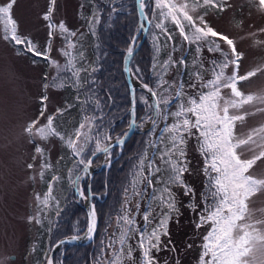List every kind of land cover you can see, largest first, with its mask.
<instances>
[{"label": "snow or ice", "instance_id": "1", "mask_svg": "<svg viewBox=\"0 0 264 264\" xmlns=\"http://www.w3.org/2000/svg\"><path fill=\"white\" fill-rule=\"evenodd\" d=\"M51 2L54 4L55 0H51ZM153 2L155 5L153 13H158L160 17V22L155 24V28L161 31L166 40L173 39L172 33L169 32L165 23L170 21L185 41L198 45L197 51H199L201 42H207L208 51L221 52L224 61L221 64L212 62L214 65L212 79L201 82L200 74H193L196 79L189 84V87L196 89L197 95L187 96L186 102L183 99L185 93L182 82L178 85L175 97L167 95L169 89L176 83L165 79L169 68L177 64V61L171 57L160 66L155 89L147 83L141 85L152 97V103L149 105L152 115L149 119L152 122L154 139L148 142L147 147H151L154 151L149 157L146 147L144 154L140 157L136 166L137 171L134 173L130 185L131 194L128 195V190H126L123 214L116 219L118 235L114 234V238H110L108 243L104 244L101 255L105 249L110 250L112 259L108 261V264H123L125 258L131 259L133 256V248L128 244V241L135 236L137 237L136 246L141 253L140 264H159L153 251L160 252L162 249H166L168 244H171L170 239L168 244H165L163 238L170 237L168 224L172 214L178 213L173 186H180L186 196L193 193L190 186L184 182L183 175L188 171L184 150L187 143L186 138L194 136L199 142V151L204 157V172L207 177L206 187L208 189L204 196V205L198 213L197 227H202L205 224L210 225L207 234L203 237L199 264H257L258 258L255 255L257 251L261 253L259 264H264V233L257 227L264 225V221H251L247 203L249 197L264 188V179H257L248 174L255 162L264 157V151H260L259 155L252 159H241L236 151L240 145L255 143L254 136L264 140V126L254 129L247 140H236L234 136L235 121L244 117L230 114V109H238L253 101L264 103V97L245 95L237 87L238 82L255 76L260 69L249 71L245 75H238L239 60L242 54L237 53L234 41L212 28L205 16L194 18L193 15H190L189 0H184L183 3H177L176 0H153ZM14 3L15 0H9L7 4L0 5L3 38L15 45L23 46L27 52L35 56L50 60L52 30L57 25L49 24V44L44 52L39 51L30 38L18 34V24L11 16ZM258 5L264 11V0H258ZM226 6L227 0H203L202 5L199 0H195L193 8L204 7L224 11ZM145 7L146 0H139L140 10L143 11ZM51 14L52 8L44 15V19L50 21ZM145 18L147 19V16ZM148 23L150 24L151 21L149 20ZM58 28L66 41L65 47L61 49V54L66 58L62 70L69 73L74 79L76 87H79L80 73L86 72L87 69L76 66L77 55L79 59H83V53L75 52L76 43L71 39L76 33L70 32L63 22L58 25ZM216 38L223 40L230 47L231 59L220 48ZM154 39L156 38L154 37ZM132 51V47H129V55ZM51 63L56 66L58 72L61 70V65L57 61L51 60ZM179 63H184L183 59ZM229 64L234 65V71L230 76H226L224 69ZM137 71L139 70L137 69ZM47 87L48 85H45V88ZM223 88L231 90V98H225L222 95L221 89ZM203 89H207V91H203ZM173 99L181 100V102L175 111H170ZM47 100V96L41 97L42 103ZM147 102L145 98V103ZM45 110L46 105L42 107L39 113L40 117L45 116ZM62 111V109H57V113ZM161 116L165 124L160 129L159 135H155L157 121ZM169 117L173 120L171 124L167 123ZM46 120V124L39 126H37L39 119L33 120L25 131L30 135H39L42 139H47L49 136L65 139L53 127L54 116H47ZM95 121L94 116H85L79 126L66 139L67 147L72 150L78 165L83 166L85 173L91 164L90 159L83 158L88 145L95 142L93 155L101 150L107 152V147L101 149V141L102 139H111V137L102 136ZM131 126L130 124L129 127ZM117 142L120 143L122 140ZM35 150L37 153H43V149L39 146ZM28 167L31 168L32 165L30 164ZM50 167L49 164L42 165V168ZM58 179L59 177H53L54 181ZM79 179L80 177L77 176L71 181L72 184L77 185ZM149 188L152 189V193L148 196V202L143 212L144 223L141 227L136 221V215L140 212V201L144 199ZM51 193L52 184L49 183L48 192L42 201L43 204L47 205ZM80 195L83 196V192H80ZM133 198L137 200L134 206L135 212H133V208L128 207ZM37 199L40 200L39 195H37ZM153 203L160 208L158 218L153 217ZM189 207L196 211L194 203H190ZM91 215L93 219L89 223L87 231L89 238L95 231L94 212ZM33 219L39 223V214L37 217H29L30 221ZM154 221L155 226L150 228L149 226ZM257 244L260 245L259 249H257ZM48 264H53L51 259L48 260Z\"/></svg>", "mask_w": 264, "mask_h": 264}, {"label": "rangeland", "instance_id": "2", "mask_svg": "<svg viewBox=\"0 0 264 264\" xmlns=\"http://www.w3.org/2000/svg\"><path fill=\"white\" fill-rule=\"evenodd\" d=\"M7 1L0 0V3ZM176 2L183 3L184 0H176ZM194 3L195 0H189V14L194 18L205 16L217 32L228 36L234 41L235 48L241 50L238 74L245 75L249 71L260 69L255 76L239 82L238 89L246 95L264 97V11L259 8L258 0H227L224 11L204 7L193 8ZM199 3L202 5L203 0H199ZM50 6L52 8L50 20L57 27L52 30L49 54L52 60L57 61L62 68L64 56L61 54V49L64 40L58 25L63 22L64 25L77 29L76 32H81L85 28L79 16L80 0H55L54 4L51 0H15L12 13L18 21L19 31L36 39L40 48L46 49L50 21L45 20L44 15L49 11ZM108 14L111 15V12ZM220 41L222 46L231 52L227 43ZM214 54L217 55V53L206 51L207 58ZM137 69L140 70L141 66ZM137 69L132 71L138 79L137 75H140V72ZM233 71L234 65L229 64L225 75L230 76ZM57 73L56 66L51 62L36 63L27 54L18 53L14 46L3 38L0 23V264H33L34 261V242L37 237L38 223L35 219L30 221L29 217H37L39 210L37 195L38 192L43 191L40 177L42 153H37L35 149L37 146L43 150L47 149L52 160L60 162L62 145L54 136L46 141L39 135H30L25 129L33 120L39 119L37 125L39 126L47 123V116L57 114L58 106L62 105L66 97L64 89L52 85V80ZM173 74L174 71L169 77L172 78ZM142 84L140 80L137 82V91L139 100L145 104V98L147 99L151 94L141 86ZM45 85L48 87L45 88ZM221 92L225 98H231L230 89L223 88ZM42 96H47L48 100L42 103ZM44 105H46L45 116L40 117L39 113ZM230 114L244 117L236 121L235 138L238 140H247L254 129L264 126V103L259 101L244 104L238 109H230ZM103 115L105 118V113H95V118L99 119ZM126 116L128 117L124 114L123 118L119 117L122 118L123 127L121 128H124L122 133L121 131L109 132L119 119L114 118L111 119L113 122L105 136L111 137L110 140L120 138L129 124L130 118ZM149 117L143 114L138 118L137 128L149 127L151 124ZM253 139L255 143L250 142L239 146L238 155L241 159H252L259 155L260 151H264V140L258 136H254ZM102 145L103 141H101ZM198 146L196 137H188L190 161L185 179L193 193L186 196L180 186L175 188L178 213H175L171 221L170 237L163 238L165 244H168L169 239L171 244H168L166 249L156 252L159 264H196L202 250L203 237L210 226L205 224L197 227L198 213L204 205L206 176L204 160ZM112 155L113 152L110 150L104 160L111 159ZM102 157L100 155L94 161L96 167L103 161ZM30 164L31 168L28 167ZM249 173L257 179H264V157L255 162L249 169ZM80 179L76 188L83 191ZM84 179L85 182L86 178ZM87 180L89 183V177ZM40 195L43 196L42 193ZM80 198L84 203L85 196L80 195ZM190 203L196 205V211L189 207ZM247 203L251 221H264V188L249 197ZM77 215L80 216L76 217L71 225L73 234L83 232L87 226L85 215L81 212ZM116 219L114 217L105 225L107 229L105 237H101L102 248L110 238L114 237V234H117ZM97 220L98 231L100 225L98 217ZM257 227L264 233V225ZM259 248L260 245L257 244V249ZM110 254V250H104L103 258H101L103 264ZM255 255L259 264L260 251H257Z\"/></svg>", "mask_w": 264, "mask_h": 264}, {"label": "trees", "instance_id": "3", "mask_svg": "<svg viewBox=\"0 0 264 264\" xmlns=\"http://www.w3.org/2000/svg\"><path fill=\"white\" fill-rule=\"evenodd\" d=\"M8 2L9 0L0 3V5H5ZM154 8L155 5L153 0H146L145 9L149 15L151 23L149 24L142 46L134 54L131 60V68L136 70L141 66V69L139 70L140 75H137L138 79L142 83H147L155 89L160 66L164 61L171 57L173 60L177 61V64L169 68L165 79L169 82L175 81L176 83L169 89L167 95L175 97L178 85L182 82L184 85L183 91L185 93L183 99L186 102L187 96L197 95L196 89L189 87V84L196 79L193 74L199 73L200 77H202L201 82L212 79L214 68L212 62L215 61L217 64H221L224 61V56L221 52H212L217 53V55L214 54L207 58L206 51H208V43L201 42L199 45V51H197L198 45L185 41L170 21L165 23L169 32L172 33L173 39L166 40L161 31L155 28V24L160 22V17L158 13H153ZM108 12H111V15H109ZM11 16L18 24L17 19L12 13V9ZM79 16L85 25V28L81 32H76L77 29L65 26L70 32L76 33V35L71 38L76 43L75 52L77 54L83 53L82 60L79 59V56L77 55L76 66L78 68L87 69V71L80 73V86L76 87L75 81L70 74L62 70L63 65L66 62V58L64 57L61 70L54 76L55 79L52 80L53 86L66 91V97L62 105L58 106V109H62L63 111L52 115L54 116L53 127H55L65 139L62 140L59 137L54 136L59 139L62 145L60 162L52 160L47 149L43 150L42 153V165L49 164L51 167L42 168L41 166L40 177L43 191L38 192L40 197L38 202L40 222L38 223L37 237L34 242L35 256L33 264H46L52 246L61 237L73 234L71 233V225L74 223V219L80 216L77 215L78 213H83L88 221L87 211L82 203L83 200H81L79 194L76 192V185H73L71 182L76 179L77 176L82 174L83 166L78 165L77 158L74 157L72 150L67 147V137L73 133L74 129L79 126L85 116L95 117V113L98 112H103V114L105 113L106 115L105 118L103 115L95 121L102 136L107 134V130L113 122L111 119L119 117L123 118L124 114L128 115L130 118L131 96L123 64L126 50L134 34L138 30L139 15L136 0H80ZM50 23L54 24L51 20ZM1 25L4 36L3 24L1 23ZM210 26L214 28L212 25ZM18 34L30 38L39 51L44 52L46 50L40 48L36 39L21 33L19 31V24ZM80 37L81 40H79ZM154 37L156 39H154ZM63 40L64 45L62 46V49L66 45L64 38ZM216 40L223 52L227 53L231 59V52L222 46L219 38H216ZM9 43L14 46L18 53L27 54L33 62L37 63L45 61L49 64L52 60L50 54V60L44 59L27 52L23 46L15 45L11 41H9ZM48 44L49 39L47 41V46ZM236 51L237 53L242 54L241 50L236 49ZM181 59H183L184 63H179ZM226 70L227 68L224 69V73ZM173 71L174 74L172 78H170L169 75H171ZM203 91H207V89H203ZM136 98L137 120L143 114L145 116H151L152 112L149 105L152 103V97H147L148 102L145 104L142 103L139 100V94L136 88ZM180 102L181 100L173 99L169 110L175 111ZM128 117L126 116V118ZM103 118L104 121L102 122L101 120ZM122 118L118 119L115 126L113 128L111 127L112 129H109V132L121 131L122 133V129H124L121 128V126L123 127L121 122ZM172 122V118L169 117L167 123L171 124ZM164 124L165 121L161 116L157 121L155 135H159L160 129L164 127ZM126 131L127 130H125V132ZM51 137L52 136H49L47 139L43 140L47 141ZM152 139H154V136L152 135L151 124L149 127L136 130L126 141L122 149L117 145L111 149L113 152V155L111 156V164H104L101 169L96 170L91 181L93 202L95 203L97 210L96 216L100 223L98 231L96 229L95 238L92 242L86 244L65 242L54 255L55 264H103L101 259L103 258V255H101V237L103 236L104 238L106 235L107 226L105 227V225L107 222H111L114 217L117 218L123 214L126 190H128L127 194L130 195V185L133 175L137 171L136 166L139 163L140 157L144 154L148 142ZM186 139L187 143L184 146V150L186 152L187 166L189 168L190 158L188 154V138ZM102 141V146L106 145L108 142L103 139ZM199 147L200 145L198 146V150ZM238 148L236 150L237 154ZM94 151L95 142L93 141L88 145L83 158L87 160ZM153 151L154 150L151 147H147V154L149 157H151ZM98 158L99 157L96 159ZM202 158L204 160L203 155ZM157 162H159L158 159ZM185 174L186 172L183 175V180L190 186L185 179ZM53 177H59V179L54 181ZM85 178L86 181L84 182L85 179H83L81 184L84 195L88 194L89 188L88 177ZM49 183L52 184V193L47 205H45L42 201L45 194L48 192ZM206 184L207 177L205 176L203 197L208 192ZM157 187H159V185H157ZM176 187L178 186H173V192L175 193L178 208L177 195L175 192ZM41 193L43 196L40 195ZM151 193L152 189L149 188L144 199L140 201L141 207L139 214L136 215V221L141 227H143L144 223L143 212L148 202V196L151 195ZM136 202V198H133L128 207L132 208ZM153 208V217L158 218L160 208L157 207L155 203H153ZM174 215L175 213L171 216L168 230ZM153 226H155V221L149 227L151 228ZM209 228L210 226L208 227V230ZM116 231L118 235V228H116ZM136 239L137 237L134 236L128 241V244L133 248V256L131 259L125 258L123 264H140L141 253L136 246ZM153 255L158 261L155 251H153ZM199 257L196 264H199ZM110 259H112L111 254L104 264H108Z\"/></svg>", "mask_w": 264, "mask_h": 264}, {"label": "water", "instance_id": "4", "mask_svg": "<svg viewBox=\"0 0 264 264\" xmlns=\"http://www.w3.org/2000/svg\"><path fill=\"white\" fill-rule=\"evenodd\" d=\"M136 5H137V11H138V15H139V22H138V30L137 32L134 34L129 46L132 47L133 51L131 53V55H129L128 53V48L126 50L125 56H124V64H123V69H124V73L129 85V89H130V96H131V104H130V123L132 126L129 127L128 126V130L125 132V134L121 137V138H115L113 140H109L108 143L103 146L101 149H103L104 147L108 148V151L105 152L103 150L96 152L95 155L91 154L90 157L88 158V160H91V164L88 167L87 172L85 173L84 170L82 172V178H81V182L84 179V177L87 175L89 176V183H88V195L84 200V204L83 206L85 207L87 214H88V221H87V226L86 229L81 232V233H77V234H70L67 236H63L61 237L51 248L48 258L46 260V264H48V260L51 259L53 264H54V255L55 252L65 243V242H70V243H78V244H86V243H90L94 240L95 238V232H96V227H97V217H96V207H95V203L93 202V193L91 190V180H92V176L94 174V172L96 170H99L102 168V166L104 164H111L110 159L104 160L105 155L111 150L112 147L114 146H119L121 149L122 147L125 145L126 141L131 137V135L138 130V122H137V98H136V87H137V82H139V80L134 76V73L131 69V60L134 56V54L139 50V48L142 46V43L145 40L147 31H148V27H149V17L146 13V7L144 8L143 11L140 10L139 8V0H136ZM147 16V19L145 18ZM143 25V27H142ZM134 121V123H133ZM118 140H122V142L118 143ZM102 155V162L98 165V167H96L95 165V158ZM77 192L79 193L80 196V189L76 188ZM94 212V220H95V231L93 233V236L91 238L88 237L87 235V231H88V226L89 223L92 221L93 216L91 215ZM14 257V256H13Z\"/></svg>", "mask_w": 264, "mask_h": 264}]
</instances>
